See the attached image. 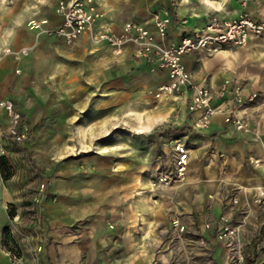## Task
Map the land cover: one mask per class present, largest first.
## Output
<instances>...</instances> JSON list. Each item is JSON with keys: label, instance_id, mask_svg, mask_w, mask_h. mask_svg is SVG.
Here are the masks:
<instances>
[{"label": "crops", "instance_id": "0c3cea01", "mask_svg": "<svg viewBox=\"0 0 264 264\" xmlns=\"http://www.w3.org/2000/svg\"><path fill=\"white\" fill-rule=\"evenodd\" d=\"M202 1V6L191 8L186 4L172 13L156 12L149 27L155 31L156 15L167 18L169 29L164 42L173 45L202 30L212 16L236 20L248 15L264 22V0ZM48 4L50 16L41 20L47 23L39 28L28 26L34 19L28 0H16L6 10H0V99L12 100L26 124L33 118L32 105L36 104L31 96L36 94L32 82L60 76L61 60L70 58L69 49L73 47L55 35L41 34L62 24L56 1L49 0ZM99 25L95 24V29L101 28ZM122 27L113 24L111 29L118 33ZM77 42L76 53L98 50L89 49L92 45L86 35ZM105 47L119 65L152 75V86L168 82L166 72L153 71V66L137 61L131 47L120 56L107 45L102 46ZM6 48L14 52L30 50L28 55L4 56ZM44 52L49 56L47 62L42 57ZM183 61L195 83L219 90L226 80H231L244 92L241 106L234 105L231 93L217 98L214 104L222 105V113L207 129L192 130L191 138H183L190 148L187 181L152 194V208L141 210L136 200L132 209L104 211L101 225H88L76 232L69 229L63 235L59 213L49 215L52 222L27 225L22 210L15 209L21 201L18 177L4 181L0 173V264H228L227 250L219 241L217 230L223 217L240 227L246 264H264V206L255 202L258 189L264 190V37L252 38L244 48L190 53ZM75 83L72 80L70 86ZM254 92L258 93L256 101L247 102ZM190 97L191 91L185 95L186 109ZM232 107L249 122L250 132H239L227 123L226 113ZM188 116L192 127L193 116L189 112ZM7 125L8 118L0 111V133ZM256 134L259 141L255 140ZM257 160L261 163H252ZM71 212L68 210V217L75 220L89 215ZM175 222L185 228L184 233L179 232ZM207 225L211 228L207 229ZM201 239L206 240L208 247L200 245Z\"/></svg>", "mask_w": 264, "mask_h": 264}, {"label": "rangeland", "instance_id": "374dc122", "mask_svg": "<svg viewBox=\"0 0 264 264\" xmlns=\"http://www.w3.org/2000/svg\"><path fill=\"white\" fill-rule=\"evenodd\" d=\"M15 1L0 0V10ZM48 1L28 0L34 12L28 26L39 28L47 23L41 20L50 16ZM97 1L96 24L110 29L128 22L150 26L156 12L172 13L183 5L193 8L204 2ZM53 31L41 34L53 35ZM78 43L69 49L70 58L61 60L60 76L32 82L36 104L32 105L33 118L25 123L28 139L16 143L5 133L0 136L1 157L12 168L13 177H18L21 201L15 209L22 210L29 226L52 222L49 215L59 213L62 234L101 225L104 211L132 209L136 200L141 210L152 208V194L157 193L152 183L171 159L172 142L192 137L185 96H167L161 91L165 83L152 86V75L119 65L103 45L91 44L89 49H98L95 53H76ZM5 50L19 56L24 51L28 55L30 49ZM43 55L47 62L48 54ZM44 69L49 71L47 65ZM72 80L76 83L70 86ZM68 210L89 215L75 220L68 217Z\"/></svg>", "mask_w": 264, "mask_h": 264}, {"label": "built area", "instance_id": "2783aa9c", "mask_svg": "<svg viewBox=\"0 0 264 264\" xmlns=\"http://www.w3.org/2000/svg\"><path fill=\"white\" fill-rule=\"evenodd\" d=\"M56 13L62 19V24L52 32L62 39L68 46L75 44L82 36H87L94 46L107 45L116 56L122 55L129 47L133 56L139 62L148 63L153 71L166 72L168 82L161 87L167 96H185L191 91L187 110L193 116L191 129L195 132L207 129L212 120L222 113V105H215L217 98H224L231 93L234 105L241 106L244 102V92L239 84L226 80L219 90L207 85L197 84L193 74L187 70L183 58L194 52L216 53L226 48L247 47L252 38L264 37V22L254 21L248 15H242L236 20L220 19L217 16L209 18L206 26L192 36H186L178 44L167 45L165 39L169 29V20L160 15L154 19L155 31L140 23H125L120 32L110 28L95 29L98 11L96 0H55ZM247 2L248 0H242ZM5 50L3 55H9ZM26 51L23 52V54ZM2 56H0V60ZM258 93L250 94L246 101L255 102ZM0 111L8 118L5 133L9 139L16 143H23L29 137V132L22 112L12 100L0 99ZM227 123L239 132H250V124L244 117H240L237 110L232 107L227 113ZM259 141L260 136L255 135ZM2 145L0 139V157ZM190 148L183 138L172 142V155L168 164L158 172L152 189L155 192L163 191L175 185L184 184L189 175ZM253 164L261 163L259 160ZM255 202L264 206V190L258 189ZM238 204L237 200L233 201ZM180 233L185 228L174 223ZM207 229L211 226L207 225ZM218 239L227 250L228 264H246L247 256L244 244L240 238V227L233 226L227 218H222L218 226ZM202 247H208L205 239L199 241Z\"/></svg>", "mask_w": 264, "mask_h": 264}, {"label": "trees", "instance_id": "16d2710c", "mask_svg": "<svg viewBox=\"0 0 264 264\" xmlns=\"http://www.w3.org/2000/svg\"><path fill=\"white\" fill-rule=\"evenodd\" d=\"M0 173L4 181H9L13 177L12 168L7 164L3 157L0 158ZM15 213L10 212V216L13 217Z\"/></svg>", "mask_w": 264, "mask_h": 264}, {"label": "bare ground", "instance_id": "6f19581e", "mask_svg": "<svg viewBox=\"0 0 264 264\" xmlns=\"http://www.w3.org/2000/svg\"><path fill=\"white\" fill-rule=\"evenodd\" d=\"M9 52H11V50ZM11 54H12V52H11ZM11 54H9V55H11ZM1 60H0V62H1ZM144 129H148V126H146ZM140 133H143V132H140Z\"/></svg>", "mask_w": 264, "mask_h": 264}, {"label": "clouds", "instance_id": "9594fccd", "mask_svg": "<svg viewBox=\"0 0 264 264\" xmlns=\"http://www.w3.org/2000/svg\"><path fill=\"white\" fill-rule=\"evenodd\" d=\"M206 2H207V0H206ZM225 2H226V0H225ZM222 7V6H221Z\"/></svg>", "mask_w": 264, "mask_h": 264}]
</instances>
